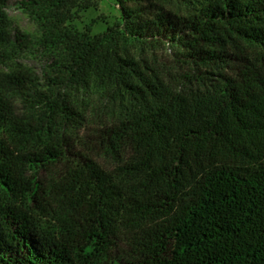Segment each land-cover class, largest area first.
<instances>
[{
    "label": "trees",
    "instance_id": "16d2710c",
    "mask_svg": "<svg viewBox=\"0 0 264 264\" xmlns=\"http://www.w3.org/2000/svg\"><path fill=\"white\" fill-rule=\"evenodd\" d=\"M116 1L91 34L84 0H20L34 47L0 0V64L45 62L0 72V264H264V0ZM93 85L96 126L71 97Z\"/></svg>",
    "mask_w": 264,
    "mask_h": 264
},
{
    "label": "rangeland",
    "instance_id": "374dc122",
    "mask_svg": "<svg viewBox=\"0 0 264 264\" xmlns=\"http://www.w3.org/2000/svg\"><path fill=\"white\" fill-rule=\"evenodd\" d=\"M20 0H7L5 14L8 27L5 32L12 39L13 28L17 27L20 32L26 34L28 38L36 43L40 36L38 25L23 10L18 8ZM79 0H77L78 2ZM140 3L146 11L155 9L169 10L175 13H186L190 10L192 4L188 0H130L128 5ZM86 7L74 8L75 14L70 25L78 30L87 31L96 34L103 31L107 26L114 23L120 16V7L116 0H84L83 5ZM136 50L135 53H139ZM143 54V52H142ZM148 60L156 61L159 66L167 67L172 65L171 50L165 46H155L148 51L145 56ZM45 66L44 57L36 49H30L21 53L9 61L0 64V72H11L16 70H28L39 76L41 69ZM80 118L86 125L96 126L107 115L108 101L103 90L97 86L79 89L71 94Z\"/></svg>",
    "mask_w": 264,
    "mask_h": 264
}]
</instances>
